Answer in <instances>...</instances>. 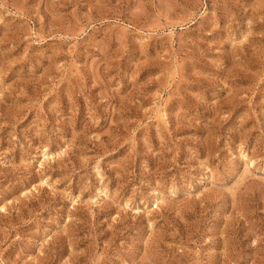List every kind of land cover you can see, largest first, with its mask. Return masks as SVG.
Returning a JSON list of instances; mask_svg holds the SVG:
<instances>
[{
	"label": "rangeland",
	"instance_id": "1",
	"mask_svg": "<svg viewBox=\"0 0 264 264\" xmlns=\"http://www.w3.org/2000/svg\"><path fill=\"white\" fill-rule=\"evenodd\" d=\"M0 264H264V0H0Z\"/></svg>",
	"mask_w": 264,
	"mask_h": 264
},
{
	"label": "bare ground",
	"instance_id": "2",
	"mask_svg": "<svg viewBox=\"0 0 264 264\" xmlns=\"http://www.w3.org/2000/svg\"><path fill=\"white\" fill-rule=\"evenodd\" d=\"M45 155H46V154H45ZM47 155H48V154H47ZM47 155H46L47 158H49V157H54V154H52V155H48V156H47ZM45 159H46V158H45ZM157 200H159V196H158V199H157Z\"/></svg>",
	"mask_w": 264,
	"mask_h": 264
}]
</instances>
